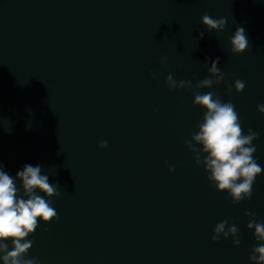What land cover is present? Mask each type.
Here are the masks:
<instances>
[{"label": "water", "instance_id": "obj_1", "mask_svg": "<svg viewBox=\"0 0 264 264\" xmlns=\"http://www.w3.org/2000/svg\"><path fill=\"white\" fill-rule=\"evenodd\" d=\"M205 13L227 18L225 30L207 32ZM238 26L250 43L241 55L229 43ZM216 57L225 82L242 80L243 92L228 93L225 82L168 89L169 74L210 78L203 64ZM193 91L235 105L244 133H258L254 156L264 168V0H0V164L13 177L41 165L61 192L59 219L40 223L27 258L252 264L258 242L245 212L264 222V172L238 205L207 180L185 144L205 112ZM224 220L238 227L239 246L212 241Z\"/></svg>", "mask_w": 264, "mask_h": 264}, {"label": "clouds", "instance_id": "obj_2", "mask_svg": "<svg viewBox=\"0 0 264 264\" xmlns=\"http://www.w3.org/2000/svg\"><path fill=\"white\" fill-rule=\"evenodd\" d=\"M201 23L207 32L221 33L225 30L227 18H213L205 13ZM204 36V31L199 32L198 40ZM229 43L231 53L235 55L248 51L250 43L245 28L238 26ZM167 59L166 56L162 57L159 63L164 65ZM219 63V57L211 61L210 67L205 62L203 66L207 68L210 78L195 84L191 80L177 81L171 74L166 77L165 83L169 90L211 89L213 85L225 82ZM150 74L155 78V73ZM225 87L228 93L233 87L240 93L245 83L237 79L234 84L225 82ZM192 94L194 106L205 110L202 121L197 125L198 131L192 132L191 139L185 141L188 151L193 153L196 166L204 168L208 173L207 180L218 192H226L233 205L251 199L253 184L264 172L254 156L256 147L253 141L258 139V133L249 128L245 134L235 105L231 101H223L215 91H193ZM257 111L264 114V104H258ZM98 147L107 148L108 142L102 140ZM174 170L175 165L169 166V172ZM59 188L58 183L49 181V175L42 172L41 165L25 164L13 177L0 164V261L3 264H38V258H27L33 246V241L28 238L36 232L41 222L50 224L59 219L53 207V198L61 195ZM245 216L249 217L246 227L254 229V238L258 242L251 249L249 260L252 264H264V222L257 220L254 212L246 211ZM221 236L224 239L231 237L233 246L241 243L238 227L229 220L215 225L211 239L216 243Z\"/></svg>", "mask_w": 264, "mask_h": 264}]
</instances>
